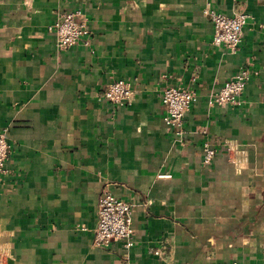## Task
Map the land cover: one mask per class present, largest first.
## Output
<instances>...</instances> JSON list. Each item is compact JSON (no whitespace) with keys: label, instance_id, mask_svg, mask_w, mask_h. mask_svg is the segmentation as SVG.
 <instances>
[{"label":"crops","instance_id":"0c3cea01","mask_svg":"<svg viewBox=\"0 0 264 264\" xmlns=\"http://www.w3.org/2000/svg\"><path fill=\"white\" fill-rule=\"evenodd\" d=\"M207 6L248 14L235 50ZM76 8L91 44L59 46L50 25ZM243 67L239 103H210ZM118 78L119 107L101 98ZM165 85L195 92L181 131ZM3 129L0 264H264V0H0ZM103 189L131 204L128 249L92 241Z\"/></svg>","mask_w":264,"mask_h":264},{"label":"built area","instance_id":"2783aa9c","mask_svg":"<svg viewBox=\"0 0 264 264\" xmlns=\"http://www.w3.org/2000/svg\"><path fill=\"white\" fill-rule=\"evenodd\" d=\"M213 26L212 43L223 45L235 50L241 42L243 27L248 21V14L243 10L226 14L211 6L204 8ZM59 46L70 47L81 39L89 46L91 41L82 9L76 8L60 13V16L50 25ZM252 72L248 67L240 68L224 80L220 88L210 98V103H239ZM134 90L129 81L118 78L111 81L102 93L101 98L117 107L130 104ZM195 92L181 85H165L160 91V99L165 109L163 120L181 131L185 113L195 100ZM203 162L208 163L215 154V148L207 139L202 144ZM11 144L6 137L5 129L0 131V178L7 173V159ZM131 204L103 189L98 198V220L93 229L92 241L95 245L108 246L112 240H119L125 248L133 244V229L131 225ZM79 230H85V224L78 225ZM161 249H153L159 253ZM124 264H127L125 262ZM232 264H240L233 261Z\"/></svg>","mask_w":264,"mask_h":264}]
</instances>
